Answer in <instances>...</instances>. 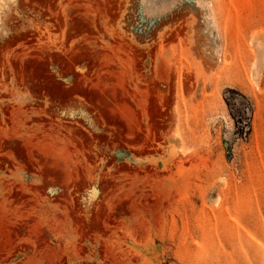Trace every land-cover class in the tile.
Returning a JSON list of instances; mask_svg holds the SVG:
<instances>
[{"label":"rangeland","instance_id":"1","mask_svg":"<svg viewBox=\"0 0 264 264\" xmlns=\"http://www.w3.org/2000/svg\"><path fill=\"white\" fill-rule=\"evenodd\" d=\"M0 264H264V0H0Z\"/></svg>","mask_w":264,"mask_h":264}]
</instances>
